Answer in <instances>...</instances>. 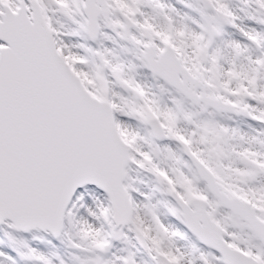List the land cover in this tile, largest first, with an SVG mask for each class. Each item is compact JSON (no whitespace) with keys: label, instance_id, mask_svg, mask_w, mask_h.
<instances>
[{"label":"snow or ice","instance_id":"1","mask_svg":"<svg viewBox=\"0 0 264 264\" xmlns=\"http://www.w3.org/2000/svg\"><path fill=\"white\" fill-rule=\"evenodd\" d=\"M0 264H264V0H0Z\"/></svg>","mask_w":264,"mask_h":264}]
</instances>
